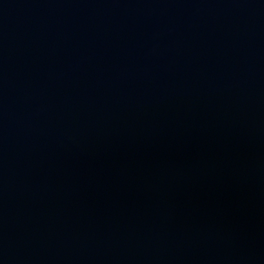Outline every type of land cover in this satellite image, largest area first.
<instances>
[{
    "label": "water",
    "instance_id": "water-1",
    "mask_svg": "<svg viewBox=\"0 0 264 264\" xmlns=\"http://www.w3.org/2000/svg\"><path fill=\"white\" fill-rule=\"evenodd\" d=\"M0 264H264V0H0Z\"/></svg>",
    "mask_w": 264,
    "mask_h": 264
}]
</instances>
